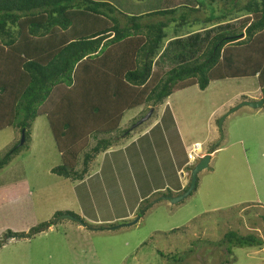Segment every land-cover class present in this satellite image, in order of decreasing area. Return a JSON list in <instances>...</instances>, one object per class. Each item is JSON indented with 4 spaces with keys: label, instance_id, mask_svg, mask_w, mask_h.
Here are the masks:
<instances>
[{
    "label": "rangeland",
    "instance_id": "374dc122",
    "mask_svg": "<svg viewBox=\"0 0 264 264\" xmlns=\"http://www.w3.org/2000/svg\"><path fill=\"white\" fill-rule=\"evenodd\" d=\"M96 1L110 2L133 15L194 8V2H204ZM219 6H213L216 15ZM204 12L191 15L190 20L202 17ZM227 19L197 23L176 35L173 24L168 26L164 47L172 51L157 58L153 69L165 72L174 65L173 54L178 53L171 46L174 42L184 43L196 34L214 35L226 26H238L239 20ZM258 92L256 77L211 82L205 90L195 85L170 95L153 109L146 122L133 129L138 121L134 119L142 115L140 107L126 111L119 130L130 129L129 136L118 139L107 155L99 154L81 181L50 172L61 165V158L46 118L37 117L31 125L29 141L0 170V264H264V247L232 246L225 238L231 232L241 237L263 235L264 206L258 201L264 202V108L257 113L258 109L241 107L227 114L242 98L254 100ZM171 113L176 116L186 146L199 143L204 155L217 147L209 167L197 174L195 190L177 204L160 200L171 195L167 191L147 195L152 188L162 186L165 178H157V169L153 168L143 174L138 158L130 154L133 146L114 152L138 137L157 118L162 119L160 125L163 123L162 127L173 137ZM224 115L219 130L218 122ZM20 140L17 128L0 130V157L16 143L19 145ZM156 157L166 164L164 152L156 146L147 155V164L152 165ZM186 162L187 152L180 149L177 164L180 167ZM195 164L182 168L184 179H190ZM81 167L79 156L76 170ZM163 167L168 172L167 182L177 187V165ZM141 211H145L143 216ZM64 212L80 217L91 227L126 226L94 231L68 219L57 220ZM137 219L134 225H127ZM50 220L54 223L48 230L31 238L8 237V232L27 233Z\"/></svg>",
    "mask_w": 264,
    "mask_h": 264
},
{
    "label": "trees",
    "instance_id": "16d2710c",
    "mask_svg": "<svg viewBox=\"0 0 264 264\" xmlns=\"http://www.w3.org/2000/svg\"><path fill=\"white\" fill-rule=\"evenodd\" d=\"M203 1L194 2V8L133 15L106 1L0 0V130L24 131L25 146L34 120L45 117L61 158L50 172L81 181L99 154L129 136L130 129L119 130L128 110L144 108L137 121L177 91L247 77L257 78L264 102V0ZM219 4L216 15L213 6ZM200 12L202 17L190 20ZM227 18L239 20L238 26L174 42V65L165 72L153 69L157 58L172 51L164 47L168 26L173 24L176 35L197 23ZM23 146L16 143L1 155L0 170ZM64 213L94 231L120 227H91ZM53 223H40L27 233L8 232V237L31 238ZM225 238L232 246L264 247V230L262 238L232 232Z\"/></svg>",
    "mask_w": 264,
    "mask_h": 264
},
{
    "label": "crops",
    "instance_id": "0c3cea01",
    "mask_svg": "<svg viewBox=\"0 0 264 264\" xmlns=\"http://www.w3.org/2000/svg\"><path fill=\"white\" fill-rule=\"evenodd\" d=\"M147 13H149V12H147ZM143 14H145V13H143ZM138 15H140V14H138ZM253 99L254 100H246L245 99L243 101H258V100H260L261 99L260 92H258V94ZM261 108H259L256 112L259 113ZM143 110H144V108L140 107L139 113H142ZM137 116L131 118V120H133ZM171 118H172L171 119L172 125H170V127L173 126V129L171 130V132H173V134H174L173 137H170L172 134L171 135L167 134V131L165 130V128L162 127L164 125L163 123H162V125H160L162 122V119L157 118L153 121V123L151 125H149L148 127H145L141 132H139L138 137H136L132 141L126 143L123 146V148H121L120 150L114 151V152H119V151H123V150L126 151L129 147L133 146V148L130 151V154L133 156H136L138 158L137 163L142 167L143 174L145 173L146 169H149V168L152 169L153 168V169H157V172H156V174L158 175L157 178H160V180L165 178L162 181L163 182L162 186L157 187V188H152L147 195H150V194L155 193V192L164 193L167 191V192L171 193V195H168V196L175 197L177 195H180L181 194L180 192L182 190L189 187L190 179H188V180L184 179L185 174L182 172V168L185 169V168L189 167V165L186 162V163H183L182 166L179 167L177 164V158H178L180 149L183 150V152L185 151V154H186V152L190 146L185 145L186 142H185L182 130L178 127V123H177L178 121L176 119V116L173 113H171ZM155 146L160 148L161 151L164 152V154L166 156V164L161 163L159 161L158 157L155 158L154 163L152 165L147 164L146 157H147V155H150V152L154 151ZM107 154L108 153L106 152L105 155H107ZM126 154L129 156L128 153H126ZM207 154L208 153H206V155ZM209 155H210V160H209V163H210L213 153H211ZM174 163L177 165V168L174 167ZM167 164H170L173 168L177 169L176 173H178L179 180H180L178 183L179 185L177 187L176 186L173 187L172 185H170L167 182L168 172L163 167V166H167ZM208 167H209V164H208ZM148 174L150 175L149 172H148ZM165 197H167V196H165ZM161 200H163V199H161ZM155 202H157V201H155ZM260 203L262 206H264V202L258 201V204H260ZM131 216H132V214H129L128 217H131ZM105 222L109 223L112 221H105Z\"/></svg>",
    "mask_w": 264,
    "mask_h": 264
},
{
    "label": "water",
    "instance_id": "95a60500",
    "mask_svg": "<svg viewBox=\"0 0 264 264\" xmlns=\"http://www.w3.org/2000/svg\"><path fill=\"white\" fill-rule=\"evenodd\" d=\"M263 105H264V102H263L262 99H260L258 101H242L236 107L231 109L227 114L235 112L237 109H239L241 107H248V108H251V109H259V108L263 107ZM152 112H153V109H150L145 116H143L140 120H138L133 125L132 129L137 127V126H140L141 124L146 122L150 118ZM226 115H224L220 119V121L218 122V129L219 130H221L222 121L224 120ZM23 144H24V131H21V140H20L19 146H22ZM209 160H210V155L207 154V155L203 156L199 161L196 162V164L193 167V169L191 171V174H190L189 187L184 193H182L180 195H177L175 197H172V196L160 197V200L163 199V200L168 201L170 204H177L180 201H182L183 199H185L187 196H189L193 192V190L195 189L196 182H197V174L200 171H203L206 168H208ZM62 219H68V220L73 221V222H78L77 218H75V217H73V216H71L69 214L60 215L57 220H62ZM137 222H138V219L136 221H134V222H131V223L127 224V225H134ZM120 226L122 227V226H126V225L123 224V225H120Z\"/></svg>",
    "mask_w": 264,
    "mask_h": 264
},
{
    "label": "built area",
    "instance_id": "2783aa9c",
    "mask_svg": "<svg viewBox=\"0 0 264 264\" xmlns=\"http://www.w3.org/2000/svg\"><path fill=\"white\" fill-rule=\"evenodd\" d=\"M204 156L199 143H193L187 150L188 164L195 163Z\"/></svg>",
    "mask_w": 264,
    "mask_h": 264
},
{
    "label": "clouds",
    "instance_id": "9594fccd",
    "mask_svg": "<svg viewBox=\"0 0 264 264\" xmlns=\"http://www.w3.org/2000/svg\"><path fill=\"white\" fill-rule=\"evenodd\" d=\"M205 156V155H204ZM196 163V162H195ZM193 164V163H192ZM189 166L191 165V164H188Z\"/></svg>",
    "mask_w": 264,
    "mask_h": 264
}]
</instances>
